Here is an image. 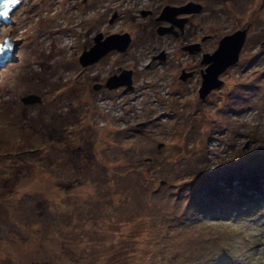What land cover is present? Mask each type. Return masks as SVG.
I'll list each match as a JSON object with an SVG mask.
<instances>
[{
    "label": "rangeland",
    "instance_id": "rangeland-1",
    "mask_svg": "<svg viewBox=\"0 0 264 264\" xmlns=\"http://www.w3.org/2000/svg\"><path fill=\"white\" fill-rule=\"evenodd\" d=\"M111 1L22 0L1 27L16 45L0 62V264H264V0L146 4L125 28L129 59L166 47L170 67L130 121L100 104L114 52L80 65L96 32L125 25L110 26ZM190 3L192 42L160 36L162 11ZM239 31L238 64L200 100L203 56Z\"/></svg>",
    "mask_w": 264,
    "mask_h": 264
},
{
    "label": "water",
    "instance_id": "water-1",
    "mask_svg": "<svg viewBox=\"0 0 264 264\" xmlns=\"http://www.w3.org/2000/svg\"><path fill=\"white\" fill-rule=\"evenodd\" d=\"M12 4L9 0H0V12H3L5 8L9 11L7 18H0V30L2 25L13 24L10 20V16L13 11L21 4ZM29 1V0H28ZM203 10L200 4L190 3L184 7H171L167 6L158 18L159 22H166L180 29L183 28L187 20H179L178 16H191L192 14H199ZM145 16L149 13L145 12ZM116 19V16L113 20ZM172 29L161 28L158 31L160 36L169 34ZM247 40V32L239 31L231 36L225 37L219 44V48L213 54H205L203 56L202 65L206 66V70L202 73V86L199 91L200 100L206 101L208 96L215 90L220 89L224 82L220 79L221 75L225 73L228 69L236 66L239 62L241 52ZM132 43V37L130 34H116L104 38L102 34L95 38V45L88 51H85L80 58V65L83 68H88L90 66L98 64L102 59H104L111 52L126 53ZM7 45V46H5ZM16 45V41L11 40L9 37L0 44V62L6 60L8 61L13 48ZM190 54L195 55L202 51L200 45L191 46L185 48ZM161 59L164 61L165 57L162 56ZM7 63V62H6ZM190 75H183L181 79L186 81ZM133 72L124 71L120 75H115L111 77L106 83V89L113 91L120 88H126L125 93L133 89ZM40 99L36 97H27L24 102L27 105H33L37 102L40 103Z\"/></svg>",
    "mask_w": 264,
    "mask_h": 264
},
{
    "label": "built area",
    "instance_id": "built-area-1",
    "mask_svg": "<svg viewBox=\"0 0 264 264\" xmlns=\"http://www.w3.org/2000/svg\"><path fill=\"white\" fill-rule=\"evenodd\" d=\"M113 1L114 0H112L110 2L112 12H113V14L111 13V16H110V26L114 25L118 19L121 20L119 22H121L123 24L125 21V25L122 28V27H120V25L117 24L116 27H114V30L108 34H105L102 30H99L98 32H96V35L102 34L104 36V38H107V37L112 36L114 34L126 33L125 28L130 25V21L132 20L133 23L138 22L141 19L140 15L146 11V4L151 3V1H153V0H142L140 3V6H139V8L141 10L140 13L136 12V6H134L136 3V0H121L122 9L124 10L122 14L120 13L121 3H114ZM112 4H117L115 6H119L118 12H114L115 10H114V6H112ZM131 4H133V6H134L133 11L130 10ZM125 6H128V9L125 8ZM126 9H127V11H126ZM114 16H116V19L114 20V23L111 24V21L114 18ZM132 41H133V38H132ZM129 50H130V52H132V48H130ZM143 51H144V49H143ZM134 52L136 54L137 59L142 55L141 49L136 50V48H135ZM171 52H172V50L168 51L167 48L165 47V49L161 50V53L159 55L165 56L166 57L165 60L167 61L171 55ZM117 54L118 53H116V52L111 54L112 56H111L109 62H114V66L112 67L111 64L108 65L110 68H108L105 71V76H106L105 78L109 79L112 76L120 75V74H122L123 71H132L133 73L136 72L140 75L138 78L133 76V85H132L133 89L131 91H128L125 93L126 88H120V89L114 90L112 92L114 95L110 96L109 98L101 99L100 104H101V108L104 110V112L106 113L105 115L107 117H109L113 120H114V118L117 119L118 117H120L119 120L130 121L131 120V111H134V108H136L137 102H135V101H137L138 98L142 94H156L155 92L147 93V91H150V88H151L150 83H152L155 79H157V76H156L157 71L154 70V72L152 73L151 70H149V68L151 67V65L153 63V58H141L142 61L139 64L136 62H132L130 60H127L124 63H119L116 61ZM106 59H108V58H106ZM158 62L164 63L165 61L158 60ZM178 62L179 61L176 60V63H178ZM131 64H132V67L130 66ZM101 66H99V67H101ZM108 71H110L111 75L108 74ZM166 94H169V93H166ZM150 106H151V104H150Z\"/></svg>",
    "mask_w": 264,
    "mask_h": 264
},
{
    "label": "flooded vegetation",
    "instance_id": "flooded-vegetation-1",
    "mask_svg": "<svg viewBox=\"0 0 264 264\" xmlns=\"http://www.w3.org/2000/svg\"><path fill=\"white\" fill-rule=\"evenodd\" d=\"M177 8H179V7H177ZM203 11V10H202ZM145 13V12H144ZM143 13V14H144ZM160 17V16H159ZM158 17V18H159ZM158 18H157V23L160 25V24H165L164 26H160V28H159V30L161 29V28H166V29H172L171 31H170V33L169 34H166V35H163V36H168V35H171V36H175L176 38H180V36H182V39H181V41L183 42V43H189V42H192V37H187V33H188V31H189V29H191L190 28V24H191V18H192V15H191V17L189 18V17H187V16H178V18L177 19H181V20H187V22L184 24V26H183V28L182 29H180V28H178V27H176V26H174V28H173V26L171 25V24H169V23H166V22H159L158 21ZM158 30V31H159ZM157 31V32H158ZM188 38H190V39H188ZM192 45H188V46H185L184 48H188V47H191ZM183 48V49H184ZM130 49V48H129ZM184 52H187V51H185V50H183ZM216 52V51H215ZM131 55H133L132 54V52H130V50H128L126 53H118L117 54V59H116V61L117 62H119V63H124V62H126L127 60H130L129 58L131 57ZM189 55H191L192 56V54H190L189 53ZM165 57V56H164ZM165 59H166V57H165ZM133 62H137V59L135 60V61H133ZM167 61L165 60V62L163 63V62H153L152 63V65H151V67L149 68V70L150 69H152L151 70V72L153 73L154 72V70H156L157 71V73H156V76H157V74L158 73H163L164 71H165V67H166V71H168V68L170 67V65H168L167 63H166ZM139 63H140V60H139ZM138 63V64H139ZM176 63H174V62H172L171 63V65H175ZM164 65V66H163ZM235 67V66H234ZM233 68V67H232ZM229 70V69H228ZM227 70V71H228ZM182 72H183V75H190L187 79H189L190 77H192V72H187L186 70H182ZM139 75L140 74H138V73H133V76L134 77H136V78H138L139 77ZM158 77V76H157ZM187 81V80H186ZM216 91V90H215ZM214 92V91H213ZM212 92V93H213Z\"/></svg>",
    "mask_w": 264,
    "mask_h": 264
},
{
    "label": "snow or ice",
    "instance_id": "snow-or-ice-1",
    "mask_svg": "<svg viewBox=\"0 0 264 264\" xmlns=\"http://www.w3.org/2000/svg\"><path fill=\"white\" fill-rule=\"evenodd\" d=\"M10 3L12 4H18L20 2V0H9ZM9 15V11L7 10V8H5V10L3 12H0V18H7ZM7 46V45H5ZM0 50H2V48H0Z\"/></svg>",
    "mask_w": 264,
    "mask_h": 264
}]
</instances>
